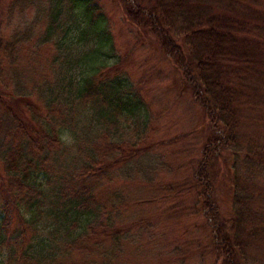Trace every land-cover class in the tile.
<instances>
[{
	"label": "trees",
	"instance_id": "obj_1",
	"mask_svg": "<svg viewBox=\"0 0 264 264\" xmlns=\"http://www.w3.org/2000/svg\"><path fill=\"white\" fill-rule=\"evenodd\" d=\"M114 1L203 111L209 135L192 188L212 224L214 264H264V143L242 134L264 107V0ZM29 8L45 12L38 38L39 19L0 37L1 264H115L129 245L141 247L148 226L134 221L121 192L99 194L116 174L148 184L157 171L121 135L142 98L116 69L107 18L92 0H12L7 12ZM44 46L54 50L40 62L49 73L34 76L26 69H36ZM222 155L230 158L228 218L218 217L217 183L205 173Z\"/></svg>",
	"mask_w": 264,
	"mask_h": 264
},
{
	"label": "rangeland",
	"instance_id": "obj_2",
	"mask_svg": "<svg viewBox=\"0 0 264 264\" xmlns=\"http://www.w3.org/2000/svg\"><path fill=\"white\" fill-rule=\"evenodd\" d=\"M11 1L0 0V37L6 39L12 28L23 27L39 19L33 37L37 39L45 26V12L40 14L36 8H29L20 14L15 9L11 14L7 12ZM92 3L107 18L118 56L116 69L128 74L129 82L142 98L137 115L122 122L121 135L141 153H147L146 162L158 165L148 184L139 174L127 180L116 174L112 182L101 189V200L113 191L121 192L134 221L148 226L141 247L129 245L115 264H214L212 224L193 196L195 189L192 188L195 184L192 175L202 171L198 164L202 160L206 135H209L203 111L182 87L179 73L165 59L156 43L150 38L142 40L139 37L136 28L125 21L114 0H92ZM53 54L52 47L44 46L42 51L36 52L34 62L36 69L41 64L40 69L36 71L30 67L26 72L34 73V76L37 73L48 75L42 63ZM21 56L22 66L26 67L23 53ZM33 75L28 74L30 81H38ZM12 106L16 111H24L14 103ZM251 113L242 134L264 143V107ZM86 118L84 114L81 120ZM61 138L68 145L73 143L67 132L61 133ZM219 157V160L212 159L213 175L209 167L205 173L210 176L212 184L217 183L211 196L218 217L228 218L231 216L233 194L228 169L230 158ZM257 188L264 193V180L259 181Z\"/></svg>",
	"mask_w": 264,
	"mask_h": 264
}]
</instances>
